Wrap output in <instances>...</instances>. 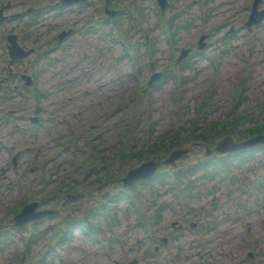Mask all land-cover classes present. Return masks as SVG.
Instances as JSON below:
<instances>
[{
    "label": "rangeland",
    "instance_id": "rangeland-1",
    "mask_svg": "<svg viewBox=\"0 0 264 264\" xmlns=\"http://www.w3.org/2000/svg\"><path fill=\"white\" fill-rule=\"evenodd\" d=\"M24 1L27 2L28 0H24ZM244 2L245 0H207L206 5H205V12L206 14L209 13V17L207 18V20L205 17L203 21L200 18H198L196 15V13H198V10H199L196 0H172V5H173L172 8L180 9L181 17L191 21V24L189 25V27L186 30H184V33H183L184 38L180 39L179 43L181 45L192 46L195 43L196 36L200 34L201 31L204 30L207 32H213L214 35L209 38V45H211L212 47L211 50H215V52L217 53L219 48H222L223 43L216 50L215 45L217 44L219 46V42H217L218 34H215L216 32L213 31V29L215 28V26H218V25L221 26L222 24H226L228 22H234V20L232 19L227 20L225 18L226 8L230 7L231 10H237L238 8L244 5ZM261 2H262V7H264V0H261ZM20 9L21 8L13 6L6 13L11 14L14 11L20 10ZM152 20L154 21L153 17H152ZM240 20L241 18H238L237 21H235V23L238 25L240 23ZM254 31L255 32H253V36L255 37L254 38L255 47H254V57L252 58V60H258V62H260L259 66H257L260 68V72H258L257 70V73L255 74V77L251 82L252 83L251 85H253V89L247 90L248 91L247 104L251 107H253V104H254L255 108H259L260 107V105H258L259 99L261 97L262 99L264 98V29L262 27H259ZM154 32L156 33L157 30H154ZM219 34H222L221 30ZM240 34L236 35L235 46L229 51L227 55H225L223 59L221 58L220 67L222 69V74L219 78V83L217 84V87H218L217 93L213 97L214 102H215L214 106H218L221 112H226L229 109V105L231 102V98L229 95L231 93V90L233 89V82L239 76V73L243 70V65L245 62L244 54H245V50L248 48V45L245 46L243 42V37H241ZM74 38L76 40V43L78 44H83L85 42L88 43L87 48H86V52L88 54H90V52L92 51L93 49L92 47H94V44L95 46H97L96 38H94V36L91 37L93 41H90L89 38H86L85 36H81L80 34L75 35ZM252 44L253 42H250L249 45H252ZM69 53H71L70 50L68 54ZM78 53L80 52L76 51L73 54L71 53L72 56L66 55L65 57L66 62L64 61L60 64L55 65L58 71L57 82H60L61 79H64L66 74H74V75L79 74L78 69L80 68V65L83 67H86L89 70H91L93 66H95V64L91 62V58H88L85 61H83L81 64H79L78 66L73 67V69H71V66L74 65L73 64L74 60H77L78 58L77 57ZM81 54H82V50H81ZM200 66H203L201 74L199 75V78H198V81L201 83V85H199L197 82H195V87L193 86L192 83L185 85L188 88L187 94L193 97H195L200 92V90L204 88L205 83L207 84L208 79L211 78L213 75V69L208 68L205 62L201 63ZM146 70H148L147 66H146ZM94 77L95 79L91 80L90 75L88 76L80 75L77 79V83L79 85L76 83L74 84L73 89L67 90V88H64L61 91H58L57 96H51L52 102L55 101L56 98H58L59 101L56 99V104L48 108L50 113H49V116H48L49 118L46 121V123H44V125H41V127L39 128V131L35 135H33L32 133H29V134L20 133V132L15 133L14 140L18 143L17 145H24V144L30 143L31 141L36 143L38 145V150H40V154L42 155L41 157L48 158L51 165L53 164L51 160H58L60 163L61 172L66 173V171H68V167L70 166V163L66 159V154L71 153V150L66 151L65 153L63 151H60L58 145H55V143L49 141V134L51 133L57 134L58 132L65 131L66 134L69 136L72 133V129L80 128L78 126V122L82 121L83 119L82 118L77 119V116L80 115L77 109H83L84 110L83 115H84V118H86L85 120L90 122L89 119L92 116L94 117L98 113L102 112V109H100L101 105L107 106L106 107L107 109H112L113 107H109V106H112L114 103L117 104L121 100V96L119 95V92H118L119 91L118 84L116 85V88H117L116 91L112 90L114 92L113 96L101 98L99 96L100 93L97 92V89L100 87L101 83L98 82V80L96 79L97 76L94 75ZM175 82L176 81L174 80L173 84ZM76 85L78 87L83 86V85H90L92 87L94 86L95 93H93V91L90 92V94L88 95L85 93H82L81 91H79ZM69 86L71 87L72 84H69ZM114 87L115 86L111 84V88H114ZM72 92L74 93L80 92L82 95L81 99L77 101L70 100L69 98L71 97ZM61 96H64L66 100L61 102L60 101V99L62 98ZM155 98H156L155 104L156 106H158L157 110L161 112L160 116L158 117L160 121L158 125H156L155 130L158 134H160L161 132H163L162 130H164L165 128H169L170 124L173 122L174 116H172V114H170L169 112L167 115V108L169 109V106H171L174 102H173V99L170 93L167 95V94H164V92H158V93H155ZM194 101L195 100H191L190 104H192ZM89 103H92L93 106L89 107ZM39 104H41V102ZM250 111L254 113L255 115L258 114V112L255 111L254 109ZM53 112H56L58 114L57 117L54 114L55 116L54 119L52 118ZM155 116H158V112L155 113ZM91 122L94 123L95 121H91ZM97 126L98 125H94L89 128L90 129L93 127L96 128ZM10 128L11 126H7V130H9ZM116 128L119 131L122 129L124 133V131L127 130V124L126 123L123 124V128L120 126H116ZM91 132L94 134L95 130L93 129ZM142 134L143 132L137 133V135L141 137H142ZM118 136L120 135L112 134L108 139L104 140V145H109L104 154L106 155L113 154V151L116 150V148L113 150L112 147L116 146L115 142H117L119 138ZM105 137L107 138L108 134H105ZM102 139L104 138H101V141ZM134 141H135V137H132L131 142H134ZM9 143L12 144L11 141ZM52 154L54 155L55 158H52L50 156ZM191 155H192L191 159H193L195 157V154L192 153ZM27 156H29L30 160L32 159L31 154ZM261 160H263V156L257 155L251 160L252 162H250V165L254 167L253 169H256L258 168V163ZM131 161L135 162V160H131ZM12 167H13L12 165L8 166L1 173L3 178L5 180H8L7 182L5 181L4 182L2 181V182L4 184L6 183L7 185H10L11 187H13V176H14V174L11 172ZM31 171H34V169H31ZM28 173H29V170H28ZM236 173L238 174L239 177L247 176L250 180L254 179V175L249 169H242L240 171H236ZM29 176L33 178V174L31 175L29 174ZM38 178L39 177L35 178V181H38ZM9 181L11 182L10 184H8ZM219 185H220L219 189L227 188V185H225V181L224 183L219 182ZM2 190H4L2 194L5 195L4 198L2 199H6L7 202H10L16 199L17 195H15L16 194L15 192L9 194V189L6 188L5 186H3ZM247 191L251 193L250 197L254 200L257 199V196L258 197L261 196L260 194L259 195L257 194L258 191L252 190V188L251 189L247 188ZM87 194L88 196H90L89 203L92 202V199H91L92 197H95V198L97 197V194L93 191L90 193L88 192ZM243 195L245 196V199H246L248 193L247 192H245V194L241 193L242 197ZM58 196L60 197V195ZM257 201H261L262 205H264V199L258 198ZM55 202L56 200H54V203ZM76 202L77 201L75 202L72 201L68 204V207L65 210L66 215L68 212H73V207L76 206ZM194 208L195 210H198L196 205L192 206V209ZM255 209H258V211L254 213H247L248 216L245 218V220L248 219L247 222H250L253 225L254 235L252 237V241L257 239L259 242V247H260L261 252H264V239L262 240L259 237H257L258 234H261V235L264 234V207L255 208ZM218 213H220V211H218ZM47 223L55 224V221L46 220L45 225ZM243 225L244 224L241 219H239L238 221L225 219L222 221L221 225L216 227L215 233L217 232V230L221 229L222 232L227 235V238H230L229 242H232V249H230V246L225 248L223 245H221L220 249L222 250L223 253H231L233 255L234 252H236L237 254L240 252L241 246H239V243H240L241 236L244 234ZM189 238L190 236L188 235V239ZM46 241L47 240L44 238L43 241L40 240L38 244L37 243L35 244L36 249L34 251L35 254L33 255V257L37 256V254L40 253V250H39L40 248L45 247ZM64 249H65L64 255L67 257L68 256V253L66 252L67 248H64ZM3 251L4 252L8 251V252H7V255H0V264H14V260L16 259V254L13 253V248L11 247L8 249H4ZM191 251L192 249L188 250L186 253L191 255ZM88 258L92 262L100 261V258L98 256L97 257L93 256L91 252H89V254L84 256L85 263L88 262ZM54 264H58V263L55 262ZM59 264L61 263L59 262Z\"/></svg>",
    "mask_w": 264,
    "mask_h": 264
},
{
    "label": "water",
    "instance_id": "water-1",
    "mask_svg": "<svg viewBox=\"0 0 264 264\" xmlns=\"http://www.w3.org/2000/svg\"><path fill=\"white\" fill-rule=\"evenodd\" d=\"M14 51H18L17 50V48L16 47H14V46H12L11 47V52H14ZM262 141H264V135H262V136H257V137H255V138H253V139H251V140H248V141H245V142H243V143H240V144H237V145H234V144H227V142L226 141H222V142H220V145L223 147V146H229L230 148V150H236V149H241V148H245V147H247V146H249V145H251V144H254V143H257V142H262ZM153 165H151V169H152V171H153ZM30 217H33V216H30Z\"/></svg>",
    "mask_w": 264,
    "mask_h": 264
},
{
    "label": "trees",
    "instance_id": "trees-1",
    "mask_svg": "<svg viewBox=\"0 0 264 264\" xmlns=\"http://www.w3.org/2000/svg\"><path fill=\"white\" fill-rule=\"evenodd\" d=\"M243 118H244V116H242V115H234V116L231 118V121H229V123H234V124L237 125V124L240 123L241 120H243ZM253 129H254V128H253ZM209 130H211V129H209ZM207 131H208V128H206L205 133H207ZM224 131H225V125H223V126L218 127V128L215 129V132H216L217 134H219V135L222 134ZM205 133H201V136H202V135H203V136H206ZM237 162H239V160H237Z\"/></svg>",
    "mask_w": 264,
    "mask_h": 264
}]
</instances>
